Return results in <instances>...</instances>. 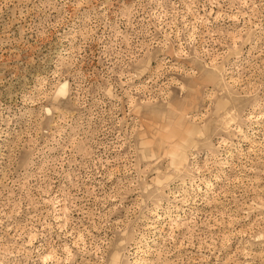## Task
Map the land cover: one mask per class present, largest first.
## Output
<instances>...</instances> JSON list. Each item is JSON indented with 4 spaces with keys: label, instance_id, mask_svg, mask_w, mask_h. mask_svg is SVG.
<instances>
[{
    "label": "rangeland",
    "instance_id": "374dc122",
    "mask_svg": "<svg viewBox=\"0 0 264 264\" xmlns=\"http://www.w3.org/2000/svg\"><path fill=\"white\" fill-rule=\"evenodd\" d=\"M0 264H264V0H0Z\"/></svg>",
    "mask_w": 264,
    "mask_h": 264
}]
</instances>
